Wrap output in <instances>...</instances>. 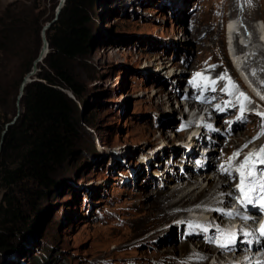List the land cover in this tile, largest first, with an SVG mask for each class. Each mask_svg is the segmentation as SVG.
Masks as SVG:
<instances>
[{"label": "rangeland", "instance_id": "374dc122", "mask_svg": "<svg viewBox=\"0 0 264 264\" xmlns=\"http://www.w3.org/2000/svg\"><path fill=\"white\" fill-rule=\"evenodd\" d=\"M18 1L0 0V11ZM41 2L47 8L46 24L60 0ZM244 10L242 0H237L236 15L228 0H96L91 10L90 54L76 59L72 66L84 88L82 99L75 100L79 140L56 172V184L41 203L33 224L11 240L12 248L0 250V264H171L160 263L159 257L188 240L180 222L194 216L199 220V215L188 210L187 215L156 229L143 228L162 192L174 190L178 185L173 182L178 179H190L193 187H208L206 173L215 185L226 184L222 191L234 189L237 181L230 184L218 173L220 150L229 140L233 145L239 141L234 134L249 141L254 123L261 121L247 108L264 110V89L250 79L246 69L236 67V56L234 63L226 46V22L232 16L238 21L237 29L250 30L247 33L253 35V24L259 33L264 32L263 20H247ZM254 46L264 52L258 41ZM200 71L211 76L233 72L246 85L243 93L256 95L257 99L246 105L243 120H238L237 95L231 96L225 90L228 86L219 82L212 85L196 80ZM255 74L257 81H264V76ZM211 76L205 77L215 81ZM194 84L195 94L203 96L198 104ZM190 85L191 91H187L185 87ZM19 91L7 110L10 119L19 108ZM192 117L191 127H183ZM181 131L183 134H178ZM260 144L259 138L240 157L255 152ZM202 146L220 150L206 153ZM192 149L205 152L213 161L211 167L197 170V182L191 176L193 169L181 159L182 154H192ZM164 152L166 156L158 159ZM189 163L197 167L192 157ZM170 167L172 176L182 172L181 176L161 179L162 171ZM2 195L0 188V202ZM208 219L210 229L223 226L219 217ZM197 237L215 250L218 247ZM190 243L191 249L199 252L198 246ZM230 253L224 251L220 259L215 253L204 262L235 263Z\"/></svg>", "mask_w": 264, "mask_h": 264}, {"label": "trees", "instance_id": "16d2710c", "mask_svg": "<svg viewBox=\"0 0 264 264\" xmlns=\"http://www.w3.org/2000/svg\"><path fill=\"white\" fill-rule=\"evenodd\" d=\"M95 2L66 0L47 31L50 52L27 86L19 119L5 135L0 152V250L12 248L11 240L33 224L56 184V172L79 140L75 100L82 99L84 88L72 66L90 54ZM46 12L41 0H19L0 11V145L12 120L7 110L42 49Z\"/></svg>", "mask_w": 264, "mask_h": 264}, {"label": "bare ground", "instance_id": "6f19581e", "mask_svg": "<svg viewBox=\"0 0 264 264\" xmlns=\"http://www.w3.org/2000/svg\"><path fill=\"white\" fill-rule=\"evenodd\" d=\"M228 2L230 3V8H232V10L234 11V15H236L237 14L236 13L237 12V0H228ZM242 3H243L244 8H245V10H244L245 11V18L247 20L252 22V21H255L257 19H261V20H263V23H264V0H250V2H249V0H242ZM234 23L235 22H232L229 24L228 33H230V34L232 31V28L236 25ZM250 29L253 32V37L256 38L253 40V42H257V41L259 42V40H258L259 32L257 31V28H255V26L252 24L250 26ZM263 36H264V34H263ZM213 39L215 40L214 36H213ZM251 43L252 42H250L249 44H251ZM255 47L256 46L252 47L254 50V53H255L254 57L252 59H250L248 56L247 59L245 60L244 66H245V68H247L246 71H247V74L250 76V79L255 80L254 82H257V84H258L257 86L264 89V81L263 82L257 81L256 80V74H253V73H257V74L259 73L260 75L264 76V52L262 50L258 49V47H256V48ZM236 59H237L238 68L242 69V67H241L242 61H240L241 58L236 56ZM214 62H215V64L219 63L217 60H214ZM252 65L254 66V68L252 71H250L249 68ZM199 73H202L204 76H206V75L211 76L208 73H206L205 71H200ZM232 73L233 72L229 73L228 71H222V72H219V74H214L211 76L212 78H214V80L216 82H219L221 85H227L228 86V82L226 80L220 79L221 76H224L225 74H227V76L231 78V80L235 83V85L238 86L236 88V90L233 91L231 96L237 95L239 92H243V90L246 88V85L244 84V82L241 79L236 78L235 75H233ZM192 80H193V78H192ZM197 84H199V83H197ZM197 84H194L195 86H194V89L192 90L194 93L193 95H195V97L197 98L196 104H198V101L200 100L198 98L199 96H197L195 94ZM248 97L250 98V100H252L253 98H256V95L250 92ZM261 102H262V104H264V100H262ZM249 118H251V117H249ZM260 124H261V121L259 123L258 122L254 123V125L252 127L253 133H250V140L253 139V137L257 136L259 128H260ZM195 125L199 126V127H201V126L205 127V124H203V123L198 124L197 122H195ZM237 126H240V125L237 124ZM183 127H185V128L191 127V122L183 125ZM182 131L179 132L178 134L182 135L183 134ZM234 137L239 140L235 145L232 144L233 140H229L225 143V147L222 148L221 150L217 146H212V149L220 150V154H219L220 158L218 157V159H217L219 165L225 164L228 161V158L230 156H232V154L235 153L237 149L241 148L244 144H246L250 141V140L244 141L242 138L243 136H239V135L237 136L236 134H234ZM202 139H203V141L207 142L206 138L202 137ZM220 141H222V140H220ZM260 143H261L260 147L264 146V137L260 138ZM192 150H193L192 154H190V153H186L185 155L182 154L181 159L185 158L186 167H189V168L191 167L193 169V171L195 173L191 174V176L194 177L196 179L195 181L197 182L198 181V173H199V172H197V170H200V169H203L206 167H211L213 165V161L211 160V158L207 157V154H205V152L202 153L199 149H192ZM234 150H235V152H233ZM159 155L160 156L157 157L158 159H160L162 156H164V157L166 156L165 152L163 154L159 153ZM191 157L197 163L196 168H193L192 164L189 163V160L191 159ZM242 159H243V157H240L236 161V164H238L240 162V160H242ZM216 167H218V166H216ZM171 171H172L171 167L166 168V171H164V172L162 171V173L160 174L161 179H173L174 177H180L182 174V172H179L176 176H172L170 174ZM218 173L220 176H224L223 178L229 179L230 184H231V182H233V180L229 176H227L226 174H223L220 171V169H219ZM233 174L235 175V173H233ZM205 175H206V178L204 179V182L207 179L209 180L208 181V183H209L208 187H204L202 185H198V186L193 187L194 184L191 182L190 179L189 180L188 179H186V180L178 179V180L173 182L174 184L177 183V185H178V186L175 185L177 187L175 189L173 188L174 190H172L171 192H169V191L162 192V195H161L162 197L160 196L161 199L159 197H157V198H159V201H158L159 203L157 204L156 207H154V210L150 216V220L147 223H145L143 226V228H145L147 230L156 229V228H158V226H160V224H162L168 220L178 218L181 215H185V214L187 215L188 210H190L192 212H196L199 215V217H198L199 220L195 219L194 218L195 216H194V217H185L180 222V225H183V228L187 232L188 240H186V242H184V243L181 242V244L175 246L173 248V250H171V251L166 250V252L163 253L159 257L160 263L166 261V262H169L171 264H175L177 261H180V262H183L185 264H210L209 262L205 263L204 261L212 259L213 255L215 253L217 255L216 258H219V259L224 258V254H223L224 251L223 250H227L228 248L222 249L219 247L218 250L217 249L215 250L209 244H207L203 241L202 242L199 241V238L197 236L200 235V237H204V239H206V237H211L212 235L217 234V228L219 226L218 227L216 226L217 227L216 229H210L209 228V221L210 220L208 218L209 217L210 218L219 217L218 222L221 223L222 225H224L225 220H226L225 219L226 214H225V211L222 207L223 206H225V207L231 206L233 204L232 203V197H234V195H235L234 193H237V192H236V188H234L231 190L232 195L226 194V197L224 198L223 194L220 195V193L226 184L223 183V185L219 187V186L215 185L214 179L208 173H206ZM180 182H182L181 185H179ZM184 182H186V184H184ZM230 184H229V186H230ZM170 187H172V186H170ZM191 187H193V188H191ZM212 190L214 192H212ZM193 221L198 222L199 225L192 224ZM216 221H217V219H216ZM204 229H206V231ZM189 240H190V242H192V244L194 243V245L198 246L199 252L193 251L191 249V247H190L191 243L189 242ZM241 240H243V237L241 235H239V243L237 245V248L239 250L238 253H242V251H243ZM201 257H203L204 259H201ZM223 260H225V259H223ZM218 263H220V262H218ZM230 264H235V263H230Z\"/></svg>", "mask_w": 264, "mask_h": 264}, {"label": "snow or ice", "instance_id": "6c2138e0", "mask_svg": "<svg viewBox=\"0 0 264 264\" xmlns=\"http://www.w3.org/2000/svg\"><path fill=\"white\" fill-rule=\"evenodd\" d=\"M250 2V0H249ZM255 74V73H253ZM196 80H203L206 84L214 85L216 81L209 80L202 73H196ZM220 79L226 80L228 82V87L225 89L231 95L233 91L238 87L231 80L230 77L225 74L221 76ZM196 81H193L195 83ZM212 91H215V87H212ZM203 100V97H198ZM237 102L239 103L240 116L238 120L244 119V113L246 111V105L251 103L250 98L243 92H239L236 96ZM264 99V97H262ZM228 103H231L230 101ZM218 110L220 106L217 105ZM261 118V124L257 136L253 137L248 143L244 144L240 149L232 154L228 158L225 164L219 166L220 171L223 174L229 176L233 181H238L236 183V192L239 195L234 197L237 202L240 203L241 207L245 210L249 206L259 209L261 213H264V146H261L255 152H249L238 164L235 163L243 152L244 149L248 148L249 144L254 143L255 140L264 137V111H258L255 113ZM210 127V125H209ZM235 173V175L233 174ZM229 195H232L231 193ZM227 216L234 218L235 216L241 215L240 213H226ZM242 219L247 220L249 217L247 215L241 216ZM206 231V229H204ZM259 237L264 238V223H261L258 229ZM245 236H252V232L243 233ZM209 243H214L222 249L229 248L230 245L235 244L236 235L233 233H227L223 229L217 228V236L206 237ZM251 243V240L247 241ZM201 259H204L201 257Z\"/></svg>", "mask_w": 264, "mask_h": 264}, {"label": "water", "instance_id": "95a60500", "mask_svg": "<svg viewBox=\"0 0 264 264\" xmlns=\"http://www.w3.org/2000/svg\"><path fill=\"white\" fill-rule=\"evenodd\" d=\"M65 3H66V0H60L58 5L56 6L54 18L51 21L47 22L42 28V40H43L42 49L40 51L38 58L34 62V66H33L32 71L26 75V77L24 78V81L21 84L20 91H19V94L17 97V104H18L19 108H18L16 115L13 117V119L9 123H7L5 126V130L3 132V137H2L1 145H0V152L2 150L4 138H5V135L8 131V129L17 122V120L19 119V117L22 113L21 100H22L23 96L25 95L27 86L30 82L34 81L37 78L38 73H39V66L38 65L40 62H43L44 58L50 52V45H49V41L47 38V31L51 28L52 24L59 18V15H60L61 10L64 7ZM65 91L69 94V96L74 98V95L72 94V92L67 91V90H65Z\"/></svg>", "mask_w": 264, "mask_h": 264}]
</instances>
